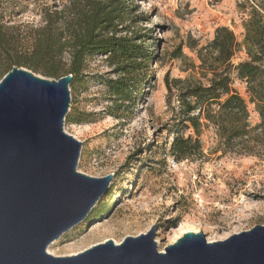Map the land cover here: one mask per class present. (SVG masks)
I'll return each instance as SVG.
<instances>
[{
  "label": "rangeland",
  "instance_id": "rangeland-1",
  "mask_svg": "<svg viewBox=\"0 0 264 264\" xmlns=\"http://www.w3.org/2000/svg\"><path fill=\"white\" fill-rule=\"evenodd\" d=\"M87 1L0 0V27L19 50L29 51L48 20L63 27ZM122 1L130 14L117 26L118 36L132 38L148 54L135 78V99L115 104L106 86L108 79L118 77L115 66L105 56L88 58L84 76L74 90L69 88L68 113L81 121L63 124V131L81 143L76 171L112 178L85 219L46 251L72 256L107 240L120 243L146 234L153 226L156 249L163 252L190 226L214 242L264 225L263 143L225 145L208 126L198 137L200 158L177 161L169 154L180 113L178 93L190 85H208L223 69L215 54L203 63L200 52L205 54L219 27L241 43L252 10L264 19V0ZM64 58L68 61V54ZM244 60L247 55L240 48L231 63ZM4 71L0 50V80ZM230 87L245 100L250 127L257 125L260 118L248 101L246 83L232 73ZM183 133L197 138L191 129Z\"/></svg>",
  "mask_w": 264,
  "mask_h": 264
},
{
  "label": "water",
  "instance_id": "water-1",
  "mask_svg": "<svg viewBox=\"0 0 264 264\" xmlns=\"http://www.w3.org/2000/svg\"><path fill=\"white\" fill-rule=\"evenodd\" d=\"M71 74L13 66L0 80V264H264V225L208 242L187 232L157 251L146 234L54 257L46 249L85 219L112 174L76 171L81 143L63 131Z\"/></svg>",
  "mask_w": 264,
  "mask_h": 264
},
{
  "label": "trees",
  "instance_id": "trees-1",
  "mask_svg": "<svg viewBox=\"0 0 264 264\" xmlns=\"http://www.w3.org/2000/svg\"><path fill=\"white\" fill-rule=\"evenodd\" d=\"M122 0H88L78 6L71 22L63 27L55 20H48L36 36L29 51L19 50L13 39L0 27V50L4 53L6 74L13 66L24 67L43 77L58 79L71 74L69 88L74 90L84 76L86 60L105 56L115 66L117 78L108 79L106 86L115 104H131L136 96L135 78L142 70V62L148 54L142 45L132 38L118 36V25L130 14ZM141 38V37H140ZM142 38H146L143 35ZM244 48L247 60L231 63L234 53ZM200 52L204 63L207 55L223 67L208 85H190L178 93L179 116L173 126L174 137L169 154L177 161L202 156L198 139L202 128L211 126L225 145L237 141L252 140L264 144V19L255 9L244 24V37L238 43L226 27L215 30L214 38ZM68 54V61L64 58ZM246 83L249 103L254 105L260 122L250 127L245 100L231 89V74ZM76 113H67V123H78ZM204 120V122H201ZM191 129L197 138L184 137L183 131ZM260 130V131H258ZM95 212V211H94Z\"/></svg>",
  "mask_w": 264,
  "mask_h": 264
},
{
  "label": "bare ground",
  "instance_id": "bare-ground-1",
  "mask_svg": "<svg viewBox=\"0 0 264 264\" xmlns=\"http://www.w3.org/2000/svg\"><path fill=\"white\" fill-rule=\"evenodd\" d=\"M198 231H199V230H198L196 227L190 226V227L187 228V230L182 231V233H181L180 235H183V234H185V233H187V232L198 233ZM176 239H178V236H177ZM173 242H174V241H173ZM114 244L118 245L119 242H115ZM161 253H164V251L161 252Z\"/></svg>",
  "mask_w": 264,
  "mask_h": 264
}]
</instances>
